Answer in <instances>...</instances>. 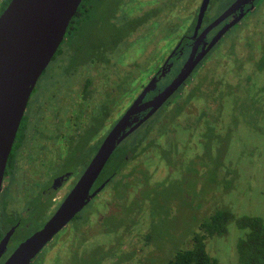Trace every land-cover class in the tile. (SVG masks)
<instances>
[{"label":"flooded vegetation","instance_id":"af4514ba","mask_svg":"<svg viewBox=\"0 0 264 264\" xmlns=\"http://www.w3.org/2000/svg\"><path fill=\"white\" fill-rule=\"evenodd\" d=\"M6 1L7 0H0V16L6 10L11 0L7 7L3 9ZM99 1L100 0H89L84 8L85 13L82 18L74 23V26L77 27L78 30H81L82 20L89 16L90 12L96 8L95 6ZM164 1L165 0H119L118 4L120 3L127 7L124 13L119 9L118 12L114 14L116 23H112V32L119 34L125 31V29H128L127 27L125 28V26H128V23L135 22L132 33L129 31L130 33H126V38L123 37L121 41H117L120 43L122 42L123 44L121 45L123 46L120 48V45L115 44L116 42L112 43L109 48H104L105 51H107L105 57L99 60H91L85 67L83 64L72 61V64L75 66L80 64L78 66V71L67 74L72 83L70 85L67 84L68 79H64L61 82L56 79L55 89L44 97V103L40 100L38 102L33 101V105L29 110L28 107L30 106L32 93L17 131L1 184L0 246L5 239L8 238V241L5 250L3 248L1 249L0 264H4L23 242L44 227L47 222L55 216L79 184L105 140L116 128L117 124L126 116L133 105L141 99H143V104H148L159 97L178 77L191 57L200 60L189 77L147 120L122 140L94 182L89 194L90 201L50 243L54 241L60 243L64 239L65 241L70 240V246H72L73 249L72 254L80 251L84 241L87 240H84L85 232L92 233L93 231L91 228L85 229L88 220L91 218V220L96 221V214L101 217V210L103 209L101 201L102 195L112 190L113 194L117 198H120L121 201L123 198H126V193L130 188L140 185L139 181H141V179L139 178L141 177L138 175L143 173L145 176L146 174L144 172H137L136 167H134L132 171L127 170L130 168V165L136 161L144 162L147 165L151 164L150 151L153 148H156L159 154V164L165 165H162V168L165 170L170 169V167L172 168V171L168 175L174 173L175 170L176 173L177 170L183 172V175H181V185L185 191L188 187L187 179L193 178L196 180L194 186L195 189H198L197 194L202 192L201 185L204 183L203 176H196L198 174L197 172L201 173L205 170V166L200 164L201 159L199 162H196L195 159H191L192 155L189 156L190 153L184 151L187 143L184 144V142L182 143L180 141L178 128L164 129L163 126H160L156 121V118L159 122L166 121V124L170 121H176L179 124L182 118L180 122L181 128L185 129V125L187 124L186 121L192 118V116L189 117V115L186 114V108L189 107L191 103H197V107L200 105L201 111L213 106H210V102L207 99L200 96L203 94L205 97L209 98L212 87L211 80L205 78L203 82H201L199 78L206 73V70L211 68L208 67L209 64H218L216 61H211V59H213L214 49L231 29L240 25L247 16H250L256 11L260 0H246L245 3L237 6L236 4H238L239 0H233L228 4L226 11L222 15L208 23H206V16L211 1L203 0L199 8L197 4H195L196 10L193 13L194 23L192 21L190 27L185 31L186 33H183L181 29L179 31L180 34H178V30H176L177 24L180 21H182V24L189 15H192V6L188 9L190 3L186 4V0H166L165 10H159L154 17H151L149 14L150 9H155L159 7V5L161 6L162 3L164 4ZM205 3H207V6L205 7V13L199 25L200 12ZM177 5H179V9L182 12L173 10L174 8L177 9ZM132 9H134L133 12H131ZM226 14L229 16L223 22L209 29ZM236 20H238V22L230 27L209 50L211 43L218 37L222 30ZM170 21L171 23H169L166 28L168 32H164L162 37L158 39V42H160L159 47L155 46V50H147L145 56H136L133 58L129 56L128 51H130L132 46L131 42L135 37L144 36L149 32L152 26L156 25V23H158V25L163 23L165 25L166 22ZM135 25H137L136 28ZM198 27L199 29L197 30ZM248 30L257 31L259 28L250 29V27H248ZM175 31L179 35L175 46L170 52L165 51V49L160 50L161 45L163 47L161 41H165L167 33L170 34L173 32L172 34L174 36ZM76 34L77 33H74L72 35ZM236 41L230 46L231 50L235 44L240 42L238 40L236 43ZM158 48L160 51H157ZM108 50L114 52L108 53ZM233 51H235V49ZM233 51H231V53ZM158 53L159 55L161 54L160 57L157 56ZM57 56H62L60 48L51 61V65L53 62L52 71L55 77L59 72H62V66L58 63L55 65L54 62ZM239 60L240 58H237L236 63ZM246 61L249 60L246 59ZM61 62L62 61H60V63ZM80 71H82V73L78 76L77 74ZM195 80H197L196 84H194ZM153 81H155V83L150 89L149 87ZM220 81L217 82V84H219ZM65 90L69 94L63 96L62 92ZM185 93L187 98L184 97ZM178 97L179 99L181 98L182 102L180 101L177 103L179 100ZM194 98L200 101L201 104L198 103V101L193 102ZM178 106H180L181 109H179ZM77 107H81V116H79L81 119L76 118L74 115ZM220 109L221 108H218V110ZM151 110L152 108H147L145 111L137 114L133 118V123L129 130L139 123L138 120L145 118ZM168 116L169 118L167 119ZM43 128H46L48 133L43 131ZM138 133H140V135L138 138H135V135ZM190 136V138H192L193 134ZM28 138L31 140L30 143H28L31 147L25 149L28 145L26 144ZM168 145L174 150L178 147H184V150H177V153L176 151L172 152L170 159L167 157L168 161L180 162L181 164L185 161V163H183L184 166L167 165L162 161V157H165L163 151L167 149ZM182 155L184 158L179 159ZM186 157L189 158L188 161H186ZM196 163H199L202 169L195 170L193 167H195ZM222 166V163L218 164V172L222 169ZM107 169H109L110 172L107 177L103 178L102 175ZM222 173L224 174V171H222ZM132 177H134L133 182H128L127 178L130 179ZM135 180H138L139 184H136ZM159 185L160 184L155 187ZM153 189L154 188H150L148 191ZM146 193H144V195H146ZM185 196L189 197L186 192ZM145 201L147 202L146 199ZM166 202H168L169 205L171 199ZM168 205L167 209H169ZM137 206H135V209ZM172 207L174 209L173 204ZM223 208L219 207L218 209ZM86 210H88V212H86ZM125 214L127 215L129 213L126 212ZM108 219L113 220L114 217L105 218L106 223L104 225L106 226L109 224ZM144 219L147 225L148 221L150 224L149 216H145L143 220ZM197 222L194 227L196 231L198 230L199 223L202 221ZM124 224L125 221H115L114 225H109L108 228L114 226L113 228L117 227L123 229ZM161 224V229H163L164 222ZM149 227L150 231L149 228L144 229V231L147 232L143 237L148 244L150 243L148 236L151 235V232L153 235L151 226L149 225ZM173 229L175 231L174 227ZM100 231L102 232V230ZM103 232L106 233L108 231L105 230ZM193 234L190 233L188 235L191 237V241ZM16 236L17 238L20 236V240H16V244L12 245ZM153 240L154 241L149 244L153 247L164 242L162 240H157L155 236ZM100 250L101 246H98L93 251L98 252ZM110 250L114 251L112 248L108 251ZM85 253L86 251L84 254ZM85 255H87V257L89 256L88 261L93 259L98 264H100L102 260V255L99 256L97 253H88ZM34 263L38 264L36 262L32 264Z\"/></svg>","mask_w":264,"mask_h":264},{"label":"rangeland","instance_id":"374dc122","mask_svg":"<svg viewBox=\"0 0 264 264\" xmlns=\"http://www.w3.org/2000/svg\"><path fill=\"white\" fill-rule=\"evenodd\" d=\"M210 1L206 23L222 15L233 0ZM118 2L119 0H100L89 16L82 20L81 30H78L76 35H66L60 47L62 56H57L54 60L55 65L58 63L62 66V72H59L55 77L52 71L53 62L52 65L50 63L37 83L28 107L29 110L33 101L40 100L44 103V97L55 89L56 79L60 82L68 79L67 84L70 85L72 82L67 74L78 71L80 64L85 67L89 61L105 57L107 51L104 48H109L114 42L120 45V48L123 46L122 42L117 41H121L129 31L132 33L135 22L128 23V26H125L128 29L119 34L112 32V23L115 22L114 14L119 9L124 13L127 7L118 4ZM202 2L203 0H186V4L190 3L188 9L192 6V15H189L182 24V21L177 24V32L182 29L183 33H186L185 31L190 27L192 21L194 23L195 4L199 8ZM165 3L166 0L161 6L150 9V16L154 17L159 10L164 11ZM176 7L177 9L173 10L182 12L179 5ZM169 23L171 21L166 22L165 25L156 23L144 36L135 37L131 42V49L128 51L129 56L131 58L145 56L147 50L151 51L155 50V46L159 47L158 39L164 32H168L166 28ZM252 26L253 28L258 27L259 30H248V27L253 29ZM172 33H167L165 41H161L163 47L161 45L160 50L165 49L170 52L175 46L180 32L177 34L175 31L174 36ZM238 40L240 42L235 44L231 50L230 46L234 41L237 43ZM234 49L235 51H233ZM160 50L158 48L157 51ZM231 51L233 52L231 53ZM109 52L114 51L108 50ZM213 52L211 61H216L218 64H209L208 67L211 68L199 78L201 82L205 78L211 80L212 87L209 98L203 94L200 96L207 99L210 106H213L201 111L200 105L197 107V103H191L186 108V114L192 118L186 121L185 129L181 128L182 118L179 124L176 121L166 124V121L159 122L156 118V121L164 129L178 128L180 141L184 144L187 143L185 150L184 147L174 150L168 145L167 149L163 151L165 157H162V161L167 165L184 166L185 161L182 164L168 161L172 152L176 151L177 153V150L190 153L189 156L192 155L191 159H195L196 162L201 159L200 164L205 166V170L201 173L197 172L196 176H203L202 192L197 194L198 189H195L194 186L196 180L193 178L187 179L188 187L185 191L181 185L183 172L177 170L176 173L175 170L174 173L168 175L172 168L167 170L162 168L164 164H159V154L156 148H153L150 151L151 164L147 165L144 162L136 161L127 170L132 171L136 167L137 172H144L147 175L145 174L146 178L143 173L138 175L141 177L139 178L141 179L140 185L130 188L126 193V198L121 201L113 194L112 190L102 195V219L100 215L96 214V221L91 218L88 220L85 229L91 228L93 231L92 233L85 232L84 240H87L84 241L80 251L72 254L70 240L65 241L64 239L60 243L54 241L45 247L33 262L38 264H98L93 259L88 261L89 256L85 255L97 253L99 256L102 255L100 264H165L176 249L191 247V237L188 235L196 231L194 227L197 220L198 222L203 221L219 207H224L234 214L235 219L229 224L228 233L225 236L206 240L207 252L220 264H238L237 244L248 231L241 229L236 220L245 217H258L264 223V0H260L254 13L230 30ZM157 56L160 57L161 54L158 53ZM237 58H240L241 61L236 63ZM60 61L62 62L60 63ZM72 61L80 64L75 66ZM80 73L82 71L77 75L79 76ZM219 81L220 83L217 84ZM196 82L197 80L194 81V84ZM62 94L64 96L69 93L65 90ZM184 97L187 98L186 93ZM180 101L181 98L177 103ZM196 101L198 100L194 98L193 102ZM198 103L201 104L200 101ZM178 108L181 109L180 106ZM218 108L221 109L218 110ZM74 115L76 118H80L81 107L75 109ZM43 131L48 133L46 128H43ZM191 134H193L192 138H190ZM139 135L140 133L136 134L135 138H138ZM30 141L28 138L26 144ZM30 147L31 145L28 144L25 149ZM183 158V155L179 157V159ZM188 160L189 158L186 161ZM219 163H222L223 166L218 172ZM200 164L196 163L193 168L195 170L202 169ZM109 172L110 170L107 169L102 175L103 178L107 177ZM127 180L131 183L134 177L127 178ZM135 181L136 184H139L138 180ZM158 184L160 185L155 187ZM150 188L154 189L148 191ZM146 192L149 202L145 201V197L143 199ZM185 192L189 197L185 196ZM169 199H171V203L168 205L169 209H166L165 203ZM135 206H137L136 209ZM163 209H166V212H163ZM149 210L151 214H161V219L164 220L163 229L159 228L154 233L157 240L164 242L155 245V247L143 239L147 232L144 229L149 228L150 231L149 225L151 226V224L147 220V225L146 220H143L145 216L150 215ZM126 212L129 214L126 215ZM108 217H114V219H108L109 224L106 226L104 225L105 218ZM115 221H125L124 228H113L114 226L108 228L109 225H114ZM160 222L162 221L160 220ZM105 230L108 232H103ZM18 239L20 240V236L14 238L12 245H15ZM98 246H101V250L94 252L93 250ZM110 248L114 251H108Z\"/></svg>","mask_w":264,"mask_h":264},{"label":"water","instance_id":"95a60500","mask_svg":"<svg viewBox=\"0 0 264 264\" xmlns=\"http://www.w3.org/2000/svg\"><path fill=\"white\" fill-rule=\"evenodd\" d=\"M82 1L11 0L0 16V190L8 158L30 97L64 41L70 23ZM245 1L239 0L236 6ZM206 4L201 9L199 25L205 13ZM229 15L221 17L209 29L223 22ZM238 20L222 30L211 43L209 50ZM199 60L191 57L178 77L159 97L148 104H143L141 99L133 105L105 140L79 184L60 210L44 227L23 242L4 264L33 263L42 250L90 201L91 188L117 146L179 88ZM154 83L155 81L151 83L150 89ZM147 108H152L151 112L141 120L135 118L139 123L129 130L133 118ZM7 241L8 238L1 244L0 252L2 248L5 250Z\"/></svg>","mask_w":264,"mask_h":264},{"label":"trees","instance_id":"16d2710c","mask_svg":"<svg viewBox=\"0 0 264 264\" xmlns=\"http://www.w3.org/2000/svg\"><path fill=\"white\" fill-rule=\"evenodd\" d=\"M9 1H6L3 9L7 7ZM88 2L89 0L82 1L77 14L70 23L67 34L72 35L78 32V28L74 26V23L82 18L85 13L84 8ZM146 195L144 197L147 200ZM167 205L168 202L165 203L166 209ZM166 209H163V212H166ZM149 214V218H151V230L154 235L162 227L161 223L164 220L161 219V214H151L150 210ZM234 219V214L229 209L216 210L213 215L199 223L198 231L192 236L191 247L176 249L165 264H220L217 259L212 258L208 254L206 240L208 238L225 236L228 233L229 224ZM236 222L241 229L248 231L245 237L241 238L237 244L238 264H264V223L262 219L258 217H245L237 219ZM153 235L151 233L148 236L150 243L154 241L155 235Z\"/></svg>","mask_w":264,"mask_h":264}]
</instances>
